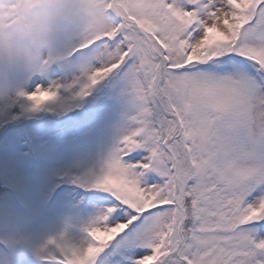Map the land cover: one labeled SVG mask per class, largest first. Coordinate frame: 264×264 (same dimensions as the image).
<instances>
[{
    "label": "snow or ice",
    "instance_id": "snow-or-ice-1",
    "mask_svg": "<svg viewBox=\"0 0 264 264\" xmlns=\"http://www.w3.org/2000/svg\"><path fill=\"white\" fill-rule=\"evenodd\" d=\"M113 19L105 58L67 87L82 98L121 75L133 124L97 171L72 177L98 201L81 235L62 231L35 255L42 264H264V0H115ZM60 87L37 83L18 96L36 111Z\"/></svg>",
    "mask_w": 264,
    "mask_h": 264
},
{
    "label": "rangeland",
    "instance_id": "rangeland-1",
    "mask_svg": "<svg viewBox=\"0 0 264 264\" xmlns=\"http://www.w3.org/2000/svg\"><path fill=\"white\" fill-rule=\"evenodd\" d=\"M53 69L57 71L0 89V115L1 110L15 104L9 113L16 118L14 127L0 140V173L15 186L16 197L2 202L0 245L5 249L12 247V252L3 253L0 264H18L23 258L22 264H42L35 249L50 237L65 230L74 238L81 235L82 223L96 210L98 202L82 199L83 193H78V198L74 199L72 191H64L60 186L72 177L97 171L112 146L133 124L135 103L127 83L119 78L111 90L116 98L115 107L101 119L84 126L73 120L75 128L63 124L65 119L61 122L52 119L47 128L31 122L21 126L20 115L34 111L26 99L18 96L20 90L31 91L37 83L59 84L57 99L61 101L74 92L67 85L73 84L83 70L79 62L60 63ZM81 100L83 97H77L74 103ZM4 121L5 118L0 117V125ZM260 235L264 236V232Z\"/></svg>",
    "mask_w": 264,
    "mask_h": 264
},
{
    "label": "clouds",
    "instance_id": "clouds-1",
    "mask_svg": "<svg viewBox=\"0 0 264 264\" xmlns=\"http://www.w3.org/2000/svg\"><path fill=\"white\" fill-rule=\"evenodd\" d=\"M114 12L115 0H0V89L60 63L94 67Z\"/></svg>",
    "mask_w": 264,
    "mask_h": 264
},
{
    "label": "trees",
    "instance_id": "trees-1",
    "mask_svg": "<svg viewBox=\"0 0 264 264\" xmlns=\"http://www.w3.org/2000/svg\"><path fill=\"white\" fill-rule=\"evenodd\" d=\"M73 94H74V92H73ZM76 98H75V95H67L66 97H64L63 98V100H62V102L64 103V105H70L71 103H73V101L75 100ZM55 103V102H54ZM59 111H60V107H57L56 109H55V111H54V113L56 114V113H59ZM89 190H91V189H89Z\"/></svg>",
    "mask_w": 264,
    "mask_h": 264
}]
</instances>
